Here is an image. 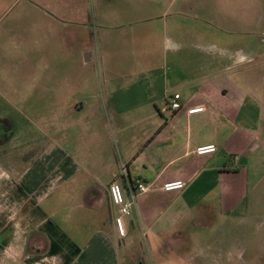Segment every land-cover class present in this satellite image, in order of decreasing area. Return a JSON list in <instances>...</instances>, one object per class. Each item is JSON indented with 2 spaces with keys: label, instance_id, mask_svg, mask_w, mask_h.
I'll return each mask as SVG.
<instances>
[{
  "label": "crops",
  "instance_id": "crops-1",
  "mask_svg": "<svg viewBox=\"0 0 264 264\" xmlns=\"http://www.w3.org/2000/svg\"><path fill=\"white\" fill-rule=\"evenodd\" d=\"M212 25L163 19L159 33L143 25L132 72L112 70L87 94L80 84V163L51 143L45 126L31 139V129L17 132L14 123L11 135L2 130L0 157L12 154L13 173L0 169V264H246L242 219L227 225L246 200V180L223 151L243 155L258 134L249 127L219 141L214 129L243 121L248 94L227 74L264 57V34L232 36ZM154 58L157 64L147 63ZM27 64L24 59L25 74H34ZM154 74L163 83H149ZM39 87L13 88V105L24 119L37 100L48 107L53 86L45 80ZM176 94L178 111L170 107ZM206 145L217 152L196 155ZM175 181L186 188L162 190ZM113 183L127 201L135 196L130 216L111 202Z\"/></svg>",
  "mask_w": 264,
  "mask_h": 264
},
{
  "label": "rangeland",
  "instance_id": "rangeland-1",
  "mask_svg": "<svg viewBox=\"0 0 264 264\" xmlns=\"http://www.w3.org/2000/svg\"><path fill=\"white\" fill-rule=\"evenodd\" d=\"M171 18L207 22L232 36L247 32L262 36L264 0H0V93L4 94V98L0 95V118L14 123L17 132L31 129L30 139L33 133L41 136L45 126L51 143L80 163L77 105L80 106L82 94L90 93L95 84H103L112 70L132 72L138 65L133 52L141 47L138 40L144 33L143 25L151 30L153 27L152 33H159L162 20ZM148 48H152V43H148ZM24 59L31 61L34 74H25L28 72L22 65ZM147 63L157 64L155 58L148 59ZM227 76L246 90L249 100L244 107L243 121L214 129V137L221 141L229 134L241 136L249 127L258 134L243 155L227 148L223 151V160L232 163V170L242 169L247 187L246 200L230 216L227 225L231 227L242 219L239 235H243L241 244H247L245 263L261 261L264 264V57ZM45 80L53 86L51 99L46 103L48 107L37 100L29 107V119H24L16 111L18 106L13 105L14 86L29 82L38 88ZM147 81L163 83L155 74ZM80 84L89 91L82 93ZM46 109L51 110L47 121L43 119ZM10 126L0 124V133L2 130L9 133ZM3 135L6 142L11 141L10 136ZM11 163V153L0 157V169L10 175ZM233 163L238 166L233 167Z\"/></svg>",
  "mask_w": 264,
  "mask_h": 264
},
{
  "label": "built area",
  "instance_id": "built-area-1",
  "mask_svg": "<svg viewBox=\"0 0 264 264\" xmlns=\"http://www.w3.org/2000/svg\"><path fill=\"white\" fill-rule=\"evenodd\" d=\"M181 95L176 94L171 98L170 107L174 111H178L182 108L181 103ZM217 152V146L216 145H206V146H200L197 147L195 153L198 156H204V155H211ZM237 161V160H236ZM238 162V161H237ZM186 188V184L183 181H175V182H168L165 183L162 187V190L164 192H174V191H182ZM138 189L140 193H147L148 188L144 183H139ZM109 194L111 198V202L114 206L118 208V211L120 215L122 216H130L131 215V207L134 203L135 196H133L131 201H127L124 190L122 186L119 183H113L109 187ZM116 225L118 227L119 233L121 236L125 235V229H124V223L123 219L118 218L116 220Z\"/></svg>",
  "mask_w": 264,
  "mask_h": 264
},
{
  "label": "trees",
  "instance_id": "trees-1",
  "mask_svg": "<svg viewBox=\"0 0 264 264\" xmlns=\"http://www.w3.org/2000/svg\"><path fill=\"white\" fill-rule=\"evenodd\" d=\"M0 124H5V126H6V124H8L9 126L11 125L10 122H8V121L1 122ZM9 131L12 132V126H10ZM10 132H9V133H10ZM7 138H8V137H7ZM4 141H6V140H4Z\"/></svg>",
  "mask_w": 264,
  "mask_h": 264
}]
</instances>
